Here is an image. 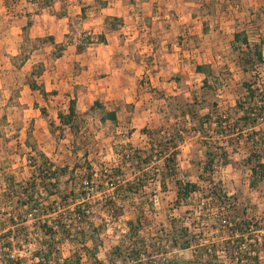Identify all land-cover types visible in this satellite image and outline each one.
Returning a JSON list of instances; mask_svg holds the SVG:
<instances>
[{"label":"rangeland","instance_id":"374dc122","mask_svg":"<svg viewBox=\"0 0 264 264\" xmlns=\"http://www.w3.org/2000/svg\"><path fill=\"white\" fill-rule=\"evenodd\" d=\"M196 1L198 6L195 9L199 12L198 21L201 22L198 27L204 35L202 38L206 39L205 49L216 54L232 51L234 55L228 59L229 62H220L222 69L234 62L240 54L230 47L232 35L236 32H245L251 43L261 41V54L264 58V0ZM76 5L73 0H0V191L2 183L9 177L18 185L31 182L36 187L40 182L41 174L37 166L41 165L39 155L42 154L47 158L52 171L65 169L59 177L61 191L72 189L75 194V198L72 196L64 202L59 197L60 207L79 204L90 209L91 223L98 228L101 236L98 234L96 237L100 242L98 246L107 261L122 258L130 249L129 255L145 254L160 248L163 240H170L181 251L177 257L178 262L218 264L219 255L239 259L250 257L249 264H257L258 259L251 254L248 256L254 250L260 253L261 264H264V181L255 187L249 186L250 168L246 159L251 150L246 137L237 132L229 133V137H217L214 124L206 127L203 132L194 133L189 130L188 123L187 131L183 132L184 142L179 143L177 148V178L194 183L197 191L185 203L177 204L174 201L176 187L171 179L167 178L168 185L164 189L160 187L162 158H157L150 166L147 174L150 178H155L149 183L142 182L144 188H141L139 198L133 194L118 197L116 190L104 183L107 179L102 177L103 169L117 167L122 160V153L119 151L123 149H120L119 140L113 136L112 127L102 128L97 118L92 117L88 119L89 122L86 119L81 122L74 132L67 127L57 128L59 122L56 114L66 112L69 96L62 86L57 88L60 78L53 70V54L57 52L53 46L43 44L38 39L53 34V37L55 35L61 39L62 42L58 44L63 45L65 50L70 46V51L73 50V45L86 47L95 43L99 35L97 32L92 34L93 28L84 14L86 12L89 15L93 10L90 11L89 6H86L83 8L86 11L77 13ZM97 5L100 6V3ZM27 21L31 25L24 30ZM144 21L147 22L145 19ZM192 25L195 27V23ZM106 27L109 28L107 24ZM189 27L184 29V38L190 36L193 40L191 44L185 42L184 49H194L196 41L201 42L202 39L189 35ZM260 68L256 69L261 79L256 86L263 89L264 71ZM39 70L41 74L32 77L47 89V93H55L48 100L27 86L30 73ZM225 74L226 71L220 76L225 79L226 85H208L213 89L193 85L191 90L186 89L179 95L166 97V106L168 102L172 109L181 110L182 108H177L178 105L194 99L198 103L195 112L197 117L213 111L212 115L236 118L239 114L236 113L235 102L242 99L245 89L243 85H227L228 77ZM255 78V73L251 72L248 82H254ZM64 80L59 85H65ZM203 98L205 102L201 103ZM41 108L45 109L47 118L55 122L50 130L45 117L41 114L40 119L35 117ZM141 112L136 113L137 119L142 116ZM168 112L166 107V113L161 115L160 127L148 130L144 128L148 132L152 131L155 142L166 140L174 130L175 118L171 115L168 121ZM259 128L260 126L256 127ZM138 139L135 136L131 146L137 148L140 143ZM205 147L211 150L226 147L227 164H222L217 150L218 155L212 166H205ZM70 171L74 180L69 178ZM137 172L135 169L123 171L128 177ZM89 173L93 174L92 179L99 186L96 194L86 200L80 180ZM140 173L134 176L135 179ZM108 182H112L114 187L118 185L116 180ZM215 187H219L229 197L228 200L216 199L211 194ZM35 193H38L37 187ZM55 193L58 197L56 191ZM3 199L4 195L0 193V202ZM109 203H114L121 210L118 216L111 213ZM242 218L250 225L242 226L239 230L237 225ZM171 221H174L177 229H186L185 237H173L178 234L171 233ZM128 222L131 224H127ZM229 222L232 223L231 226L227 225ZM161 229L167 231V236H159ZM233 230H237L238 234L242 233L243 237L233 236ZM183 239L188 240L192 248H181L179 244ZM89 244H92L91 240ZM116 248L121 250L119 254L115 253ZM85 255L87 260L92 259L89 252Z\"/></svg>","mask_w":264,"mask_h":264},{"label":"crops","instance_id":"0c3cea01","mask_svg":"<svg viewBox=\"0 0 264 264\" xmlns=\"http://www.w3.org/2000/svg\"><path fill=\"white\" fill-rule=\"evenodd\" d=\"M74 1L77 13L86 11L83 9L86 6L93 10L89 15L84 14L93 28L92 34L97 32L104 40L97 41V37L95 43L87 45L82 53L75 52V45L72 51L67 46L68 49L53 60L54 74L60 78L57 88L62 86L68 92L69 100H76L78 112L86 111L95 100L102 101L107 109H115L117 126L113 127L112 132L119 140L120 147L133 144L135 136L139 138L138 148L148 146L149 136L142 130L160 127L161 115L166 113V97L191 90L193 85H226L225 79L220 76L225 71L227 85H243L251 77V71L245 70L238 60L240 54L222 69L220 62H229L228 59L234 57L232 51L216 54L205 49L206 39L199 31L201 22L195 9L198 6L196 0ZM106 18H118L122 24L111 30L106 27ZM194 23L195 27L192 25ZM187 27L189 35L202 38L201 42L196 41L194 49H184V43L191 44L193 40L190 36L184 38ZM54 39L56 44L62 42L55 35ZM196 67L200 70L197 71ZM260 67L264 71V58ZM62 79H65V85H59L63 83ZM138 111H142L139 119L136 117ZM40 116L39 112L35 117ZM138 125L141 128H136ZM109 127L112 124L106 122L105 128ZM120 168L130 170L125 165ZM134 176L135 173L131 177L126 173L122 181H131ZM140 195L138 191L135 197L139 198ZM86 245V252H91L93 244L86 241ZM103 250L107 251L106 248Z\"/></svg>","mask_w":264,"mask_h":264},{"label":"trees","instance_id":"16d2710c","mask_svg":"<svg viewBox=\"0 0 264 264\" xmlns=\"http://www.w3.org/2000/svg\"><path fill=\"white\" fill-rule=\"evenodd\" d=\"M83 11V10H82ZM109 26V29L114 30L116 29L117 24H121L120 19L118 18H111V19H105V24ZM31 25L30 21H27L26 26L23 28L24 30L28 28ZM43 44L51 45L54 47L55 52L53 56L54 58H58L62 55L63 51L65 50V47L63 45H59L55 43V39L52 35H48L46 37H42L38 39ZM103 41V37H99V41ZM89 44V43H88ZM84 45H76L75 52L76 53H82L85 50ZM231 49L233 51H239L240 58L239 61L241 62L243 68L245 70H249L251 72H254L256 75L254 82H246L243 84V87L245 89V94L242 96V99H238L235 102L236 106V113L239 114L236 118L231 119L224 116H216L212 115L213 111L211 113L203 114L199 117H197L196 112V106L197 101L194 99L191 102L188 103H181L177 106V108H182L181 110L172 109L171 105L167 102V107L169 109V115L168 121L170 120L169 117L172 115L175 118L174 122V130L172 131V134L167 137L166 140H158L155 142L153 133L148 132L146 130H142L143 132H146V134L149 136L148 146L146 148H134L130 144H126L123 147H120L119 152L122 153L121 157L122 160L120 161V165H117V167L111 168V169H103L102 177H104L106 184H108L110 187H112L114 190H116V195L118 197H124L129 194L136 195L138 191L141 190V188H144V185L142 182L149 183L150 180H153L155 177H149L147 174L148 170L150 169V166L153 164V162H156L157 158H162L163 161V167L160 171V187L162 189L165 188V181L167 178L171 179L172 183L176 187L175 192V202L178 204L180 202L185 203L186 200L192 195V193L197 191V187L194 183H191L189 181H181L177 178V170H178V163H177V157H178V145L179 143L184 142V135L183 132L186 130V125L189 123L190 126L188 127L189 130L193 131L194 133L203 132L206 127H211L212 124L215 125L216 130L215 134L217 137L224 136L229 137L230 134H233L237 132V134L241 135L242 137H246L247 143L250 145V154L246 159V163L248 164L250 168V187H255L260 182L264 181V84L263 89H259L256 84L260 82V77L258 74V71L256 70L257 67H260L263 64V57L261 54V41L253 42L251 43L249 40L248 35L245 32H236L232 35L231 39ZM196 70L199 71L200 68L196 67ZM41 70L38 72L32 71L30 73L31 78L27 81V86L31 91H37L40 96L43 99L49 98L50 95H54V92L47 93L44 89V86L41 84H38L32 76L34 75H40ZM205 84V82L203 83ZM203 87H208L213 89V87L208 85H202ZM204 98L201 100V103H204ZM212 106H215V103L211 104ZM40 114L47 119V124L49 127V130L54 126V122L52 120H49L47 118V114L44 108H41ZM116 110L115 109H107L102 101L95 100L93 104L86 109L82 114H80L76 110V100L70 99L68 101V106L66 109V112H57V120L59 122L58 129H62L63 127L69 128L70 131L74 132L77 131V129L80 126L81 122H85L88 120V118L95 117L97 118V121L100 125V127L105 128L106 122H109L112 124L113 127L117 126V116H116ZM167 113V114H168ZM84 118V119H82ZM186 120H188L186 122ZM176 126V127H175ZM257 126H260L259 129H256ZM129 133V132H128ZM255 134V135H254ZM258 134V135H256ZM226 148V147H225ZM223 147H215L213 150H211L208 147H205L204 149V156L206 158L205 166L210 167L214 163L218 153L219 158H221V162L223 165L227 164V157H226V149ZM217 150L218 153H217ZM39 158L41 159V165L37 166L39 172H40V181L41 184L46 190V192L49 194V183H47V180L50 178L55 179V183L52 185L57 192L58 197L61 198V201H66L70 197H74L75 194L73 193L72 189H69L68 191L64 192L61 191L59 186V177L61 176L62 172H65V169H59L57 171L51 170V165L47 161V158L40 154ZM132 163V164H131ZM135 164V165H133ZM122 165L127 166L131 171L134 169L138 172L135 173L136 175H139V172H141L140 176H138L136 179H132L131 181H126L125 183L123 180V171L120 167ZM146 172V173H142ZM49 174V175H48ZM70 176L69 178L74 180L72 172H69ZM92 173H89L85 179L88 181L92 180ZM75 177V176H74ZM122 178V179H121ZM12 177L7 178V191L16 193L23 192L27 194L28 196V202L34 203L36 200L33 199V194L35 192V187L31 182L26 183V187H23L21 185H18L16 183H13L14 179L12 180ZM76 179V178H75ZM116 180L118 185L114 187V184L112 182H108L109 180ZM81 181V180H80ZM124 183V184H123ZM99 186V185H98ZM48 190V191H47ZM51 194V193H50ZM83 195L85 193H82ZM211 194H214L216 199L218 200H228L229 197H227L224 193L221 192V189L219 187H215V191H212ZM75 198V197H74ZM86 208V207H85ZM109 210L112 214L115 216H118L121 212V210L117 207H115L114 203H109ZM75 213H77V216L79 220L83 223H85V226L83 230L76 232V238L75 240L79 243H85L86 241H90L93 244V250L89 253L91 254V257H94L97 252V246L100 244L99 241H97L96 237L98 236V228L94 227L91 222H89L86 215V209H82L81 206L77 205L74 209ZM60 222V221H59ZM127 224H131L128 222ZM172 225V232L177 233L178 238H183L186 236V229L180 228L177 229L175 227L174 221H171L170 223ZM250 223L246 221L245 218H242L241 221L237 226L240 228L249 226ZM60 231L64 233H68L67 228L63 224H59ZM133 238V237H132ZM53 240V238H51ZM50 239V240H51ZM176 242V240H175ZM50 246L53 247V244L50 243ZM179 246L183 249L188 248L190 246V243L188 240L183 239L181 244ZM120 249L116 248L115 253L119 254ZM49 252H52L50 250ZM131 249L125 252L126 255L130 254ZM124 253V254H125ZM73 263L78 264V257L75 255V260Z\"/></svg>","mask_w":264,"mask_h":264},{"label":"built area","instance_id":"2783aa9c","mask_svg":"<svg viewBox=\"0 0 264 264\" xmlns=\"http://www.w3.org/2000/svg\"><path fill=\"white\" fill-rule=\"evenodd\" d=\"M47 183H49L48 188L51 194H47L40 181L36 185L38 193L33 194V199L36 200L34 203H29L28 195L23 192L7 191V181L2 183L0 193L4 195V199L0 202V264H75L73 263L75 255L78 257V264H166L178 262L177 257L181 251L170 240H163L160 248L145 254L125 255L114 261H107L101 247L98 246L95 256L91 260H87L86 242L79 243L75 240L76 232L83 230L86 227L85 223L81 222L75 213V205L67 206V208L60 207L59 197L55 193L56 189L52 186L55 179L50 178ZM80 185L86 200L96 194L98 185L93 179L88 181L84 178L80 181ZM21 186L26 187V183ZM80 206L82 209H86L87 220L91 222L90 209L85 208V205ZM65 210L66 213H64ZM222 222L226 223L224 220ZM59 224H63L68 233L63 234ZM231 224L229 222L227 225L231 226ZM158 233L159 236H167L165 229L159 230ZM239 235L243 237L242 233L238 234L237 230H233V236L238 237ZM50 243L53 244V247L50 246ZM188 248L190 249L192 246L190 245ZM50 250L52 252H49ZM250 254L253 258L258 259L257 264H261L259 252L253 250L248 253V256ZM249 258H225V256L217 255L218 264H249Z\"/></svg>","mask_w":264,"mask_h":264},{"label":"water","instance_id":"95a60500","mask_svg":"<svg viewBox=\"0 0 264 264\" xmlns=\"http://www.w3.org/2000/svg\"><path fill=\"white\" fill-rule=\"evenodd\" d=\"M166 264H207V263H192V262H172V263H166Z\"/></svg>","mask_w":264,"mask_h":264}]
</instances>
